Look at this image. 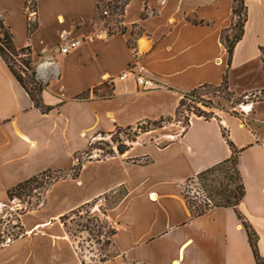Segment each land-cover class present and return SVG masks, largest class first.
<instances>
[{"label": "crops", "instance_id": "0c3cea01", "mask_svg": "<svg viewBox=\"0 0 264 264\" xmlns=\"http://www.w3.org/2000/svg\"><path fill=\"white\" fill-rule=\"evenodd\" d=\"M24 1L0 0V16L14 44L30 46L36 77L45 84L42 100L55 107L48 113L34 107L0 57V205L17 182L70 166L93 131L173 115L180 91L218 85L224 73L236 92L264 89V0H244L243 33L229 63L220 32L231 26L232 0H129L120 21L125 30L112 34L96 18L98 0H35L28 13ZM28 18L36 21L29 35ZM68 37L77 45L59 52ZM126 67L133 75L115 77ZM107 87L110 97L96 96ZM158 91L172 97L170 111L148 102ZM81 92L87 97L75 98ZM101 104L112 107L101 115ZM254 105L240 108L250 123L227 112L207 120L190 116L184 131L170 122L143 132L153 138L139 134L123 153L84 161L76 177L53 182L43 205L22 215L24 232L0 247V264H88L60 216L118 188L123 193L105 211L115 254L89 264H259L242 220L264 259V116ZM79 125L83 147L73 136ZM221 127L240 149L241 218L224 206L192 215L181 194L187 178L230 155Z\"/></svg>", "mask_w": 264, "mask_h": 264}, {"label": "trees", "instance_id": "16d2710c", "mask_svg": "<svg viewBox=\"0 0 264 264\" xmlns=\"http://www.w3.org/2000/svg\"><path fill=\"white\" fill-rule=\"evenodd\" d=\"M128 1L129 0H107L106 2H104V0H98L96 4V18L102 20L105 18V15H102V11L106 10L103 8L104 6H106L107 7L106 11L108 15H116L121 21L124 13V7L128 3ZM25 9H26V13H28V11L35 10V0H25L24 10ZM231 13H232L231 26L228 29L221 30L220 32V40L224 45V47L226 48L228 54V63L230 61L232 49L235 43L241 38L243 33V25L246 20V6L244 4V0H232ZM141 16L142 17L144 16V12H142ZM193 22L203 23L204 21L200 19V20H193ZM103 25L107 28L108 34H112L115 32H123L125 30L123 26H118L116 30H113L109 25H107V22H103ZM35 27H36V21L34 20L32 21L30 18H28L26 22V29L28 35L35 29ZM128 45L132 48L135 47L133 41H131L130 39L128 40ZM0 57L4 61V63L6 64L12 75L14 76V78L17 80V82L27 92L34 107L38 108L42 113H48L50 110H52L55 107L45 104L42 100L41 95L45 87V84L36 77V71L34 68V64L32 62L30 46L25 45V46L17 47L14 44L12 33L9 27L4 23L2 16H0ZM226 84H227V78H226V74L224 73L222 76V80L218 85L204 83L196 87H193L188 91H180V97L175 107L173 115H166V116L161 115L155 119L145 118L143 120L136 122L135 124L138 123L145 124L144 126L142 125L140 127L139 132H146L152 129L160 128L165 123L171 122L172 120H176L183 107H187L186 108L187 110L193 108L192 113L195 116L202 117L203 119L206 120L216 117V114L212 112L206 113L200 110L199 108H197L196 106H194L192 102H194L195 100L194 98L195 94L201 88L211 86L217 89L222 88L223 90L227 91ZM85 94H86L85 92H81L77 94L75 98L77 99L85 98L86 97L84 96ZM100 95L103 96L104 94L102 93ZM111 95L112 94L110 92V94H108L106 97H110ZM188 125H189V117H186L184 120V130L188 127ZM128 127H131V125H126L123 127L115 126L114 128L120 131L121 129L123 128L125 129ZM110 132L111 131H108V133ZM98 133L103 134L104 131L98 130L96 131L95 134ZM138 134L139 133H133L130 137H128L127 142L125 143H122L121 141L117 142L115 145V150L109 148L105 150L104 154H102L101 157L112 155L115 152L123 153L125 150H127L130 147L131 143L135 141ZM221 134L230 148V155L224 158L223 160L203 170H200L194 176L187 178V180L184 182V184H186V182L195 179V181L199 183V185L202 187V190L205 192V199H203L202 201L190 199V197L186 195V193H184L183 190L184 184L181 187V194L184 197L186 204L190 209L192 215L202 214L211 207L224 206V207H233L236 210L237 216L241 218V214L237 211L236 208L244 195V185L237 166L238 152L240 149L235 147L232 141H230V139L226 134V131L222 127H221ZM92 147H94L92 146V141H89L86 145V148L83 151V154L86 156L84 158H82L83 156H80L79 152H75L73 154V159L75 160V162L70 167V171H71V173H69L70 177L72 178L76 177L82 166V163L86 160L91 159L90 155H91ZM141 162H147V160ZM56 172H61V168L46 169L17 182L16 184H14L13 186L9 187L6 190L7 198L8 199H11L13 197L19 198L20 195H30L32 190H38V192L43 196L42 198V203H43L45 191L48 189V187L56 180L65 177V175L62 173L52 175V173H56ZM234 177L237 179L236 181L233 180ZM106 194L108 193H105L102 196L105 197ZM196 195L197 194H194L193 197L196 198ZM117 200L118 199H116L114 203ZM113 204H111L110 206H112ZM63 218L64 215L60 216L61 220ZM242 220L255 259L259 264H264V259L258 254L257 251L255 232L250 227V225L245 222L243 218ZM63 225L65 227L64 223ZM14 238H17V236ZM99 260H103V259H99Z\"/></svg>", "mask_w": 264, "mask_h": 264}, {"label": "rangeland", "instance_id": "374dc122", "mask_svg": "<svg viewBox=\"0 0 264 264\" xmlns=\"http://www.w3.org/2000/svg\"><path fill=\"white\" fill-rule=\"evenodd\" d=\"M106 1L107 0H104V2ZM103 8L107 10L106 6ZM102 15H105V18L103 20H99L102 23L107 22V25H109L113 30H116L118 26H122L118 16L108 15V13L104 14L103 11ZM190 19L193 18L190 17ZM130 40L133 41V36L130 38ZM226 85L227 91L223 90L222 88L217 89L211 86L201 88L195 94V100L192 102V104L206 113L212 112L214 114H218L227 112L240 117L244 123H250L251 120L246 116L243 117L241 112L244 113V111H240V108L251 103L255 104V107L259 106V113L260 115L264 116V89L251 90L241 93L230 89L228 87V83ZM110 92V88L107 87L103 92L98 90L96 92V96L106 97L108 94H110ZM102 93L104 94L103 96L100 95ZM148 102L153 103L155 107L156 104H160L161 106L164 105L165 107L160 110L166 111L169 109L170 111L172 97L166 92L158 91L148 97ZM107 107L111 108L112 106L109 104L100 105L101 115ZM186 108L187 107H183L177 119L171 121L173 123L179 124L177 127L179 131H184V120L186 117L195 116L192 113L193 108H190L189 110ZM102 120H106L104 115L102 116ZM169 123L170 122H167L164 125H168ZM142 125L144 126L145 124H133L131 127L125 129L123 128L120 131L113 128L110 130V133L104 131L103 134H95L96 131H93L89 135L87 141V143L92 141V146H94L91 149V159L95 157H101L105 150L109 148L115 150V145L117 142H127L128 137H130L133 133L142 134L143 132H139ZM81 127L82 126L79 125L75 128L73 136L75 138L76 144L83 147V138L79 135V129ZM152 134L153 133H143L142 136L145 138H153ZM85 148L86 146L82 150L78 151L80 156H83L82 158L86 157L83 154ZM145 160H147V158L142 159V161ZM74 162L75 160L73 159V163ZM71 165L61 168V172L52 173V175L62 173L65 175V177H70L69 173H71ZM233 180L236 181L237 179L234 177ZM183 187L184 193H186L190 199L201 201L205 199V192L202 190V187L199 185V183L195 181V179L186 182ZM121 193L122 190L118 188L114 193H108L105 195V197L95 198L63 214V222L60 219L61 222L65 224V229L68 231L70 238L76 246L78 254L85 263L89 264L99 259H106L107 257L115 254V249L111 240V234L114 230V226L106 218L105 211L108 206L113 204L114 201L118 199ZM194 194H197L196 198L193 197ZM42 198L43 196L38 192V190H32L30 195H20L19 198L13 197L11 199L6 198V200H4L3 204L0 205V247L6 242L12 240L14 237L20 236L24 232V228L21 223L22 215L29 210L42 206Z\"/></svg>", "mask_w": 264, "mask_h": 264}, {"label": "built area", "instance_id": "2783aa9c", "mask_svg": "<svg viewBox=\"0 0 264 264\" xmlns=\"http://www.w3.org/2000/svg\"><path fill=\"white\" fill-rule=\"evenodd\" d=\"M104 14H107V11H103ZM78 43V40L76 38H64L62 45L58 47L59 52L61 53H67L71 48L75 47ZM129 75H133V70L131 67H126L120 74H118L116 77L118 79H124ZM136 83L139 86H143L144 83V77L141 75H137L136 77ZM114 78H111L110 81H112Z\"/></svg>", "mask_w": 264, "mask_h": 264}]
</instances>
